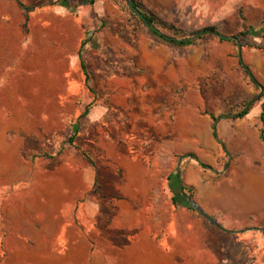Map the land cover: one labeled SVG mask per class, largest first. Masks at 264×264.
Wrapping results in <instances>:
<instances>
[{
	"label": "crops",
	"instance_id": "crops-1",
	"mask_svg": "<svg viewBox=\"0 0 264 264\" xmlns=\"http://www.w3.org/2000/svg\"><path fill=\"white\" fill-rule=\"evenodd\" d=\"M7 1L13 9L25 11L19 4L25 0L0 3ZM80 8L46 2L26 10L27 29L21 44L5 45L0 25V116H11L10 122L0 117V243L6 227L1 212L23 194L17 181L21 173L18 166L12 168L19 164V134L34 135L31 129H19L12 116L47 114L35 102L49 106L52 100H57L61 114L67 93L75 98L71 104L78 116L87 120L83 126L89 134H75L72 143L79 152L72 161L36 174L37 179L46 180L41 187L33 181V172H25V178L31 177L25 182L29 188L25 195H31L39 213L25 235L16 234L17 242L32 244L28 249L15 247L24 252L21 258L27 256L33 264H183V252H208L209 248L200 241L205 218L171 200L180 184L191 188L192 199L222 227L233 222L248 232L259 228L264 222V193L259 194L247 179L259 169L264 174V151L257 152L264 146L259 137L261 123L251 117L261 111L264 75L259 76L255 97L240 104L241 108L251 100L247 113L231 119L250 122L218 130L225 141L222 149L234 145L231 159L223 156L221 144L208 133L179 143L176 130L169 126L164 128L169 135L163 140L150 108L143 111L149 114L147 119L131 113L129 96L135 84L128 77L91 75L88 60L97 38L83 22L87 10ZM86 31L92 35L82 48L85 84L77 53ZM74 73L82 76L76 92L68 81ZM81 128L80 123L77 129ZM181 148L195 157L179 167ZM254 261L264 264V254L256 253Z\"/></svg>",
	"mask_w": 264,
	"mask_h": 264
},
{
	"label": "rangeland",
	"instance_id": "rangeland-1",
	"mask_svg": "<svg viewBox=\"0 0 264 264\" xmlns=\"http://www.w3.org/2000/svg\"><path fill=\"white\" fill-rule=\"evenodd\" d=\"M137 1L145 12L152 14L154 28L162 35L177 40L192 36L207 26H214L219 34L229 38L242 30L243 25L251 27L254 34L239 35L237 40L241 46L242 61L249 66L257 82L261 83L259 76L264 75V0ZM67 2L72 7L81 6L80 9L87 10L82 15L83 22L97 38L93 41L97 43L93 46V56L88 60L91 75L102 77L106 73H114L128 77L131 85L135 84L129 96L131 113L147 119L149 114L143 111L150 108L155 114L163 140L169 135L164 128L172 126L178 134L179 143L202 139L208 133L209 138L217 140L222 149L225 141L219 137V128H230L237 122H250L245 119L231 121L226 117L218 118L215 122L217 137L212 135L210 115L217 117L234 113L240 109L243 99L250 96L254 98L257 94L256 87L238 63L236 40H220L217 35L204 34L195 36L191 44H173L153 35L141 18L128 8L126 0ZM11 3H0L1 35L7 46L13 42L15 45L23 43L27 29L24 28L27 27L24 17L26 10L22 13L13 9ZM43 3L46 0H25L24 6L30 11L35 5ZM257 31L259 33L256 35ZM81 79L82 76L76 73L68 78L75 92L79 90V84L80 88L82 86ZM72 96L68 93L65 95L61 114L58 113L57 100H52L49 106H39L35 102L47 114L12 116L18 120L19 129H31L34 135L24 138L19 134V164H12V168L18 166L21 173L17 181L22 186L19 190L23 194L18 195L15 201L11 200L12 205L8 203L1 212L6 221L5 238L0 243L2 263L34 262L27 256L21 258L20 254L24 252H17L15 248L31 247V243L17 242L16 234L25 235L29 222L39 213L38 209H34L36 206L31 195H25L29 190L25 182L31 178L30 175L25 178V172H33V181L36 180L38 188L41 187L46 180L37 179L36 174L55 170L61 161H72L79 152L72 143L76 139L75 134L78 137L89 134L85 132L88 128L83 126L87 120L78 116L71 104V99H75ZM0 117L11 121L10 115ZM251 117L258 120V114L254 112ZM80 123L82 128L77 129ZM19 133L24 134L23 131ZM69 138L72 140L69 141ZM233 146L230 143L222 149L224 157L231 159L234 156ZM263 151L264 146L257 150L258 153ZM177 157L180 167L182 162L195 156L192 151L182 149ZM247 181L256 187L259 194L264 193V174L260 169ZM180 186L184 197L192 198L191 188L182 184ZM43 209L40 207V213L45 211ZM234 224L232 222L231 226L223 227L232 230L227 232L205 219V232L200 241L209 250L183 252V264H256L254 255L264 254V222L250 232L247 227Z\"/></svg>",
	"mask_w": 264,
	"mask_h": 264
},
{
	"label": "trees",
	"instance_id": "trees-1",
	"mask_svg": "<svg viewBox=\"0 0 264 264\" xmlns=\"http://www.w3.org/2000/svg\"><path fill=\"white\" fill-rule=\"evenodd\" d=\"M46 2L48 4H57V5H61V6H64V7H69V4L67 2V0H46ZM130 2L132 3V5L141 13V20L142 22L145 24V26L149 29V31L153 34V35H156L157 36V33L156 31L154 30V18L152 16V14L148 13V12H145L139 2L137 0H130ZM21 7H23L25 10H27V7L24 6L22 3H19ZM242 19H244L242 17ZM259 32H255V34L257 35ZM204 34H214V35H217L218 36V32L215 30L214 26H207V27H204L200 30H197L196 32H194V35L192 36H188V37H184L182 39H175V38H172V37H164L162 34H160L158 37H160L161 39H163L164 41H167L169 43H173V44H178V45H183V44H191L194 39H195V36L197 35H204ZM244 34H254V31L252 30L251 27H245L243 25L242 27V30H240L239 32H237L234 36L238 39V36L239 35H244ZM91 35H92V31H86L85 32V36H84V39L83 41L81 42V45H80V48L78 50V58H79V63H80V67L83 71V74H84V77H85V84L87 83V73H86V70H85V62H84V59L82 57V48L84 47V45L89 42L91 40ZM218 38L220 40H231V38H222V37H219ZM238 63L239 65L242 67L244 73L249 77L250 81L252 82V84L258 88L259 87V83L257 82L256 78L254 77L251 69L249 68V66L247 64H245L243 61H242V58L238 59ZM260 97H262L264 99V92L262 91L260 93ZM250 101L251 100H248V101H244V103L242 104L241 108L234 112V113H230V114H224V115H219L217 117L215 116H211V119H212V123H211V129H212V134L214 137H216V120L218 118H221V117H226V118H230L232 120H236L242 116H244L246 113H247V108L250 104ZM258 119H259V122L261 123V127H260V130H259V137L261 140L264 141V100L262 101V106H261V111L259 112V115H258ZM72 138H69V141H71ZM175 174V173H174ZM182 190V187L180 186V188L178 189L177 193L171 197V200L173 203H180V204H183L185 205L187 208L191 209V210H194L188 203L186 197H184L183 193L181 192Z\"/></svg>",
	"mask_w": 264,
	"mask_h": 264
},
{
	"label": "water",
	"instance_id": "water-1",
	"mask_svg": "<svg viewBox=\"0 0 264 264\" xmlns=\"http://www.w3.org/2000/svg\"><path fill=\"white\" fill-rule=\"evenodd\" d=\"M126 4L128 6V8L133 12L135 13L137 16H139L140 18L142 17L141 16V13L132 5V3L130 2V0H126ZM154 30L156 31L157 33V36H159L161 33L156 29L154 28ZM164 37H168L166 35H163ZM198 36V35H197ZM219 37H222V38H229L227 36H224L222 34H218ZM169 38V37H168ZM231 39H234L236 40V43H237V58L240 59L241 58V46H240V43L239 41L237 40V38L235 36H232L230 37ZM189 205L194 209L196 210L201 216H203L209 223H211L212 225H214L215 227L219 228V229H222L224 231H227V232H231L232 230H228L226 228H223L217 221L214 217L208 215L200 206L197 202H195V200H193L192 198H188L187 199Z\"/></svg>",
	"mask_w": 264,
	"mask_h": 264
}]
</instances>
